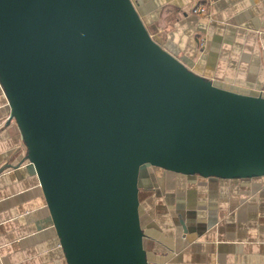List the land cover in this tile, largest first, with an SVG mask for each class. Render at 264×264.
<instances>
[{
    "label": "water",
    "instance_id": "obj_1",
    "mask_svg": "<svg viewBox=\"0 0 264 264\" xmlns=\"http://www.w3.org/2000/svg\"><path fill=\"white\" fill-rule=\"evenodd\" d=\"M0 85L66 264H149L145 167L264 176V95L195 73L133 0H0Z\"/></svg>",
    "mask_w": 264,
    "mask_h": 264
},
{
    "label": "crops",
    "instance_id": "obj_2",
    "mask_svg": "<svg viewBox=\"0 0 264 264\" xmlns=\"http://www.w3.org/2000/svg\"><path fill=\"white\" fill-rule=\"evenodd\" d=\"M153 38L226 89L264 95V0H133ZM203 3L205 13L192 8ZM0 85V264H66ZM140 189L149 264H264V176Z\"/></svg>",
    "mask_w": 264,
    "mask_h": 264
},
{
    "label": "rangeland",
    "instance_id": "obj_3",
    "mask_svg": "<svg viewBox=\"0 0 264 264\" xmlns=\"http://www.w3.org/2000/svg\"><path fill=\"white\" fill-rule=\"evenodd\" d=\"M160 176H181L179 174H174L172 172H167L163 169L156 167H145L140 172L139 185L140 189L145 187H156L159 184H163V180L160 179Z\"/></svg>",
    "mask_w": 264,
    "mask_h": 264
},
{
    "label": "built area",
    "instance_id": "obj_4",
    "mask_svg": "<svg viewBox=\"0 0 264 264\" xmlns=\"http://www.w3.org/2000/svg\"><path fill=\"white\" fill-rule=\"evenodd\" d=\"M192 12L193 13H200V14H204L205 13V7L203 5V3H199L197 4L195 7L192 8Z\"/></svg>",
    "mask_w": 264,
    "mask_h": 264
},
{
    "label": "flooded vegetation",
    "instance_id": "obj_5",
    "mask_svg": "<svg viewBox=\"0 0 264 264\" xmlns=\"http://www.w3.org/2000/svg\"><path fill=\"white\" fill-rule=\"evenodd\" d=\"M166 171V170H165ZM167 172H169V171H167ZM172 173H174V172H172ZM174 174H178V173H174ZM179 175H181V176H186V175H182V174H179Z\"/></svg>",
    "mask_w": 264,
    "mask_h": 264
}]
</instances>
